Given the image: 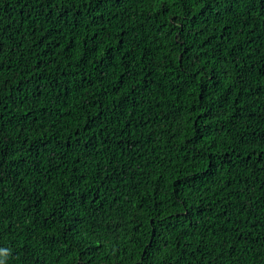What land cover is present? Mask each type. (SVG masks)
I'll list each match as a JSON object with an SVG mask.
<instances>
[{
	"label": "trees",
	"instance_id": "trees-1",
	"mask_svg": "<svg viewBox=\"0 0 264 264\" xmlns=\"http://www.w3.org/2000/svg\"><path fill=\"white\" fill-rule=\"evenodd\" d=\"M0 264H264V0H0Z\"/></svg>",
	"mask_w": 264,
	"mask_h": 264
},
{
	"label": "clouds",
	"instance_id": "clouds-1",
	"mask_svg": "<svg viewBox=\"0 0 264 264\" xmlns=\"http://www.w3.org/2000/svg\"><path fill=\"white\" fill-rule=\"evenodd\" d=\"M0 254H3V253H2V250H0Z\"/></svg>",
	"mask_w": 264,
	"mask_h": 264
}]
</instances>
